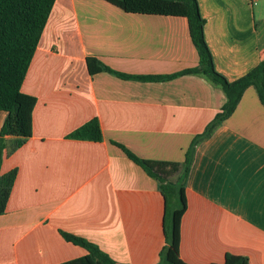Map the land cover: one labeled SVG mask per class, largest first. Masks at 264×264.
I'll return each instance as SVG.
<instances>
[{
	"label": "crops",
	"instance_id": "1",
	"mask_svg": "<svg viewBox=\"0 0 264 264\" xmlns=\"http://www.w3.org/2000/svg\"><path fill=\"white\" fill-rule=\"evenodd\" d=\"M198 1L216 69L229 80L244 76L264 59V0ZM88 56L130 75H169L199 62L184 16L126 12L107 0L55 1L21 87L37 99L33 134L2 163L17 176L0 215V264L87 254L61 231L120 264L160 262L165 198L120 144L144 159L183 162L226 95L198 74L162 81L90 74ZM6 117L0 110V131ZM93 118L102 140L68 137ZM185 193L184 262L223 263L231 254L264 264V105L254 86L197 145Z\"/></svg>",
	"mask_w": 264,
	"mask_h": 264
},
{
	"label": "trees",
	"instance_id": "2",
	"mask_svg": "<svg viewBox=\"0 0 264 264\" xmlns=\"http://www.w3.org/2000/svg\"><path fill=\"white\" fill-rule=\"evenodd\" d=\"M55 1L0 0V110L7 112L0 131V215L6 212L17 176V169L5 173L1 171L5 151L14 152L33 134V110L37 99L24 93L21 87ZM107 1L126 12L186 17L199 62L196 66L169 75H130L113 70L96 56H88L86 61L90 74L109 71L123 78L145 81H162L185 74H198L220 86L226 95L224 105L204 131L194 137L183 162L144 159L120 144L131 160L158 181L159 189L165 198L166 245L161 250L159 264H187L182 260L179 251L180 224L187 209L185 190L196 147L211 137L222 122L233 114L250 86L255 87L264 105V59L236 80H229L219 72L205 37L206 20L198 0ZM8 136L13 139L8 140ZM68 137L95 141L103 138L97 118L88 120ZM61 234L66 240L84 247L87 254L60 264H120L96 243L65 231H61ZM217 264H249V260L245 256L228 254L223 263Z\"/></svg>",
	"mask_w": 264,
	"mask_h": 264
}]
</instances>
